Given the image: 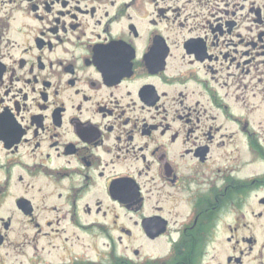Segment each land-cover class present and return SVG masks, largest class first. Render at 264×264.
I'll list each match as a JSON object with an SVG mask.
<instances>
[{"label":"flooded vegetation","instance_id":"obj_1","mask_svg":"<svg viewBox=\"0 0 264 264\" xmlns=\"http://www.w3.org/2000/svg\"><path fill=\"white\" fill-rule=\"evenodd\" d=\"M0 264H264V0H0Z\"/></svg>","mask_w":264,"mask_h":264}]
</instances>
